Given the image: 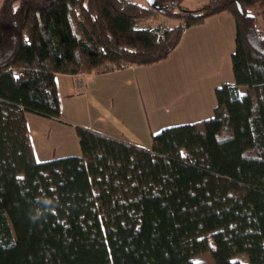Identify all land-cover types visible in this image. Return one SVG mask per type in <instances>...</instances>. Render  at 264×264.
I'll return each mask as SVG.
<instances>
[{
  "label": "trees",
  "instance_id": "trees-1",
  "mask_svg": "<svg viewBox=\"0 0 264 264\" xmlns=\"http://www.w3.org/2000/svg\"><path fill=\"white\" fill-rule=\"evenodd\" d=\"M182 1L1 0L0 264H202L204 251L264 264V0ZM222 10L235 81L215 88L212 116L150 148L76 126L80 156L36 159L25 112L60 117L57 72L166 58Z\"/></svg>",
  "mask_w": 264,
  "mask_h": 264
},
{
  "label": "crops",
  "instance_id": "crops-1",
  "mask_svg": "<svg viewBox=\"0 0 264 264\" xmlns=\"http://www.w3.org/2000/svg\"><path fill=\"white\" fill-rule=\"evenodd\" d=\"M235 39V20L222 10L185 27L166 58L77 74L57 72L60 117L25 112L36 159L80 156L76 126L150 148L162 128L212 116L215 88L235 81Z\"/></svg>",
  "mask_w": 264,
  "mask_h": 264
},
{
  "label": "rangeland",
  "instance_id": "rangeland-1",
  "mask_svg": "<svg viewBox=\"0 0 264 264\" xmlns=\"http://www.w3.org/2000/svg\"><path fill=\"white\" fill-rule=\"evenodd\" d=\"M141 1H145V0H141ZM207 0H183L182 4L185 5L186 7H188L191 10L196 11L198 9V7ZM1 2V0H0ZM162 17L160 16L159 19H161ZM163 20L167 23L172 25L175 22V19L172 18H166L163 17ZM162 20V21H163ZM158 21H154V20H139L136 23V27H147V26H155L157 24ZM236 258H239V260L241 262H245V257L243 255H238ZM195 259L198 261H201L202 264H215L214 260L211 256L210 251H204L201 253H198L195 255Z\"/></svg>",
  "mask_w": 264,
  "mask_h": 264
},
{
  "label": "built area",
  "instance_id": "built-area-1",
  "mask_svg": "<svg viewBox=\"0 0 264 264\" xmlns=\"http://www.w3.org/2000/svg\"><path fill=\"white\" fill-rule=\"evenodd\" d=\"M99 69L103 70V67H100ZM77 86L78 87L83 86V79H82V77H78L77 78Z\"/></svg>",
  "mask_w": 264,
  "mask_h": 264
},
{
  "label": "water",
  "instance_id": "water-1",
  "mask_svg": "<svg viewBox=\"0 0 264 264\" xmlns=\"http://www.w3.org/2000/svg\"><path fill=\"white\" fill-rule=\"evenodd\" d=\"M147 1L151 3L153 0H147Z\"/></svg>",
  "mask_w": 264,
  "mask_h": 264
}]
</instances>
